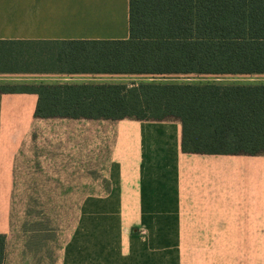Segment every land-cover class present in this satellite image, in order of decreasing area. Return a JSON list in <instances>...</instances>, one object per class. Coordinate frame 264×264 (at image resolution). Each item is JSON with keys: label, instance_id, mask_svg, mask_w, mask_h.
Returning <instances> with one entry per match:
<instances>
[{"label": "crops", "instance_id": "1", "mask_svg": "<svg viewBox=\"0 0 264 264\" xmlns=\"http://www.w3.org/2000/svg\"><path fill=\"white\" fill-rule=\"evenodd\" d=\"M128 18L129 0H0V40H125ZM174 77L184 76L0 72V85H137ZM36 103L32 92H0L4 264H67L85 203L99 201L122 219V233L136 226L170 235V248L217 251L208 259L214 264H264V152H185L176 117H38ZM39 202L42 225L22 207Z\"/></svg>", "mask_w": 264, "mask_h": 264}, {"label": "trees", "instance_id": "2", "mask_svg": "<svg viewBox=\"0 0 264 264\" xmlns=\"http://www.w3.org/2000/svg\"><path fill=\"white\" fill-rule=\"evenodd\" d=\"M128 28L125 40H0V72L264 74V0H129ZM0 92L35 93L38 117H176L185 152H264L263 83H21ZM5 247L0 233V264Z\"/></svg>", "mask_w": 264, "mask_h": 264}, {"label": "rangeland", "instance_id": "3", "mask_svg": "<svg viewBox=\"0 0 264 264\" xmlns=\"http://www.w3.org/2000/svg\"><path fill=\"white\" fill-rule=\"evenodd\" d=\"M168 80L190 83L264 84V74L188 75ZM126 82L131 83L128 80ZM43 204L24 203L21 206H25L27 216L40 219L38 221L42 225L45 216ZM67 205L69 210H73L75 203ZM113 212L111 210L108 213L106 201L85 203L80 226L67 250V264H74V258L82 264H107L108 260H111L110 264H122L123 259L127 264H155L154 261H157V264H214L215 261L208 259L217 251L170 248V235H146L137 230L133 231L136 226H131L128 233H122V219L114 217ZM147 236L152 240H146ZM97 259L98 262H94Z\"/></svg>", "mask_w": 264, "mask_h": 264}]
</instances>
